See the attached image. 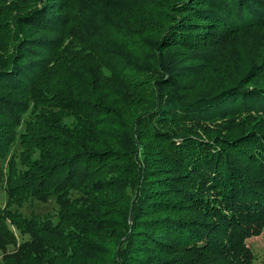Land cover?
<instances>
[{
    "label": "trees",
    "instance_id": "1",
    "mask_svg": "<svg viewBox=\"0 0 264 264\" xmlns=\"http://www.w3.org/2000/svg\"><path fill=\"white\" fill-rule=\"evenodd\" d=\"M0 184V264H254L264 0H0Z\"/></svg>",
    "mask_w": 264,
    "mask_h": 264
},
{
    "label": "rangeland",
    "instance_id": "2",
    "mask_svg": "<svg viewBox=\"0 0 264 264\" xmlns=\"http://www.w3.org/2000/svg\"><path fill=\"white\" fill-rule=\"evenodd\" d=\"M18 150L19 147L17 146H14L12 148V151L17 152ZM6 199L7 197L4 189L0 184V205L4 206ZM57 208L58 207L55 203V200L49 197L46 200L30 199L28 202L24 203V205L17 209L25 217L42 218L44 215L54 214L57 211ZM9 228L16 237L17 243H20L21 239L23 240L25 236L20 235V233L14 226L10 225ZM246 243L256 255L254 264H264V231L256 237L249 238ZM12 249L13 247L8 246L6 251H11ZM1 258L2 251H0V260Z\"/></svg>",
    "mask_w": 264,
    "mask_h": 264
}]
</instances>
